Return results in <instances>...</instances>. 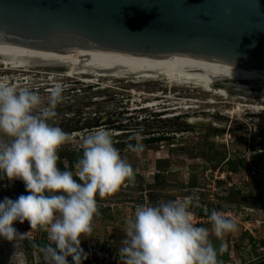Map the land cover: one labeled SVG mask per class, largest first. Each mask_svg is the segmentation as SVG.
I'll return each instance as SVG.
<instances>
[{"label":"rangeland","instance_id":"obj_1","mask_svg":"<svg viewBox=\"0 0 264 264\" xmlns=\"http://www.w3.org/2000/svg\"><path fill=\"white\" fill-rule=\"evenodd\" d=\"M23 69L0 62V81L36 91L45 105L52 86H64L63 100L50 121L69 136L58 151V167L73 170L68 163L69 152L81 150L83 137L103 127L113 133L115 147L136 171L134 183L97 197L99 215L93 219V231L81 239L80 246L87 253L83 264H123L118 248L125 221L133 217L135 209L186 196L194 197L191 211L197 226L211 231L207 215L213 209L236 221L237 231L222 240L210 235L214 247L222 243L225 248L218 255L220 264H253L264 259V127L255 124V118H262V114H250L242 108V120L226 116L222 111L233 105L201 88L174 86L169 90L160 82L134 83L130 77H100L88 82L81 78L94 79L89 73L77 79ZM156 92V97L148 96ZM170 94L174 103L186 98L190 99L187 104L197 106L181 109L169 104L172 100L166 96ZM260 98L246 96L245 101H235L256 104ZM208 99L213 102H206ZM154 101V106L139 108ZM191 111L194 115L211 114L229 128L189 125L184 119ZM138 130H142L144 145L139 157L128 149V144H135L129 136ZM149 134L166 139L146 142ZM120 143L124 144L122 149ZM230 160L238 165L237 171L229 170ZM19 186H23L20 180L0 179V200H15ZM14 227L25 235L15 242L0 238V264H45L40 247L49 243L47 234L39 228L30 229L27 221L15 222ZM68 259L71 262V257Z\"/></svg>","mask_w":264,"mask_h":264},{"label":"clouds","instance_id":"obj_2","mask_svg":"<svg viewBox=\"0 0 264 264\" xmlns=\"http://www.w3.org/2000/svg\"><path fill=\"white\" fill-rule=\"evenodd\" d=\"M63 91V85H53L45 105L36 91L0 81V179L22 181L28 193L0 200V238H23L14 223L27 221L30 229L47 234L49 243L40 247L45 264H83L87 253L81 239L93 231L97 197L134 183L136 171L103 127L83 137L73 170L58 167V151L69 136L50 121ZM140 131L129 136L135 144H128L137 157L144 151ZM193 203L194 197L186 196L138 206L125 221L118 248L123 264H220L218 255L225 248L222 243L214 247L210 235L222 240L238 225L213 209L208 214L211 231L197 226Z\"/></svg>","mask_w":264,"mask_h":264},{"label":"water","instance_id":"obj_3","mask_svg":"<svg viewBox=\"0 0 264 264\" xmlns=\"http://www.w3.org/2000/svg\"><path fill=\"white\" fill-rule=\"evenodd\" d=\"M0 43L259 66L264 0H0Z\"/></svg>","mask_w":264,"mask_h":264},{"label":"bare ground","instance_id":"obj_4","mask_svg":"<svg viewBox=\"0 0 264 264\" xmlns=\"http://www.w3.org/2000/svg\"><path fill=\"white\" fill-rule=\"evenodd\" d=\"M0 62L14 68L24 67L23 71L36 69V72L64 78L79 79L89 73L94 79L81 78L88 82L97 81L100 77L103 79L130 77L132 78L130 81L134 83L154 80L164 84L169 90L174 86L201 88L227 99L226 103L233 105L231 109H224L222 114L242 120L244 108L250 114H262V118H255V124L264 127V65H234L217 59L185 54L150 57L97 49L51 51L3 43H0ZM55 66H62L64 71L47 70V67ZM158 94L156 92L155 97ZM246 96L254 97L255 100L262 97L256 104L235 101L236 99L245 101ZM166 97L172 100L169 104L181 109L197 106L187 104L186 101L190 99H180L174 103L171 94ZM156 102L148 103L146 107L154 106ZM206 102L213 101L208 99ZM188 122L199 126H224V122L216 120L208 113L191 115ZM261 263L264 264V260L258 264Z\"/></svg>","mask_w":264,"mask_h":264},{"label":"trees","instance_id":"obj_5","mask_svg":"<svg viewBox=\"0 0 264 264\" xmlns=\"http://www.w3.org/2000/svg\"><path fill=\"white\" fill-rule=\"evenodd\" d=\"M159 140H160L159 138H150V139H146V142H157ZM119 146H120L119 148L122 149L124 147V144L120 143ZM69 154L71 156L68 158L69 167L71 169H73V165H74L75 161L81 155V150H78V151L73 150V151L69 152ZM227 164L229 165L228 167H229L230 171H234V172L237 171L238 165L233 160L228 161ZM21 194H24V195L28 194L24 189V185L21 187L20 186L18 187L16 196L18 197ZM27 244L29 245V241H27ZM84 251L86 253V249H84ZM224 257L226 258L227 254H224Z\"/></svg>","mask_w":264,"mask_h":264},{"label":"flooded vegetation","instance_id":"obj_6","mask_svg":"<svg viewBox=\"0 0 264 264\" xmlns=\"http://www.w3.org/2000/svg\"><path fill=\"white\" fill-rule=\"evenodd\" d=\"M155 93H152V94H148V96L149 97H155V95H154ZM146 106V105H145ZM144 105H142V106H139V108H142V107H145ZM181 110V109H180ZM183 111V112H182ZM182 111H180V112H182V113H185L186 111L185 110H182ZM180 112H177V113H175L174 115H177V114H179ZM189 112V111H188ZM187 113V112H186ZM207 114V113H206ZM191 115H194L193 113H192V111L190 112V114L189 115H187L186 117H185V122L187 123V124H189V125H192V126H198V127H217V128H229V126H227V127H225V126H217V125H215V126H199V125H197V124H191V123H189L188 122V118L189 117H191ZM201 115V114H200ZM203 115H205V114H203ZM199 116V115H198ZM183 118V117H182ZM217 120V119H216ZM257 125H259V124H257ZM259 126H261V125H259ZM123 126H115V129H117V130H122L123 128H122ZM261 127H263V126H261ZM146 135V134H145ZM151 137H148L147 139H150V138H159L160 140H164V139H166V137L165 136H154V134H149ZM159 135V134H158Z\"/></svg>","mask_w":264,"mask_h":264},{"label":"built area","instance_id":"obj_7","mask_svg":"<svg viewBox=\"0 0 264 264\" xmlns=\"http://www.w3.org/2000/svg\"><path fill=\"white\" fill-rule=\"evenodd\" d=\"M147 104V103H146ZM146 104H144V106L146 105ZM146 107V106H145Z\"/></svg>","mask_w":264,"mask_h":264}]
</instances>
